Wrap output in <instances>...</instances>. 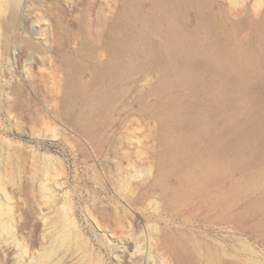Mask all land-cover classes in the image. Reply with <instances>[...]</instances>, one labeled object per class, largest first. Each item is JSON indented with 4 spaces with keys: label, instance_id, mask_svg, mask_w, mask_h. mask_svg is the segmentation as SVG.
<instances>
[{
    "label": "rangeland",
    "instance_id": "1",
    "mask_svg": "<svg viewBox=\"0 0 264 264\" xmlns=\"http://www.w3.org/2000/svg\"><path fill=\"white\" fill-rule=\"evenodd\" d=\"M263 82L264 0H0V264H264Z\"/></svg>",
    "mask_w": 264,
    "mask_h": 264
},
{
    "label": "bare ground",
    "instance_id": "2",
    "mask_svg": "<svg viewBox=\"0 0 264 264\" xmlns=\"http://www.w3.org/2000/svg\"><path fill=\"white\" fill-rule=\"evenodd\" d=\"M7 1H8L9 6H11V7H16L17 5L20 4V0H7ZM240 62H241V60H240ZM242 77H246V75H244V76L242 75ZM242 134H243V131H242V133L240 135H242ZM72 239H74V235H73V233L71 231L63 234L61 236V238H60L61 243L63 245L64 244L67 245V243H73ZM177 264H188V263L187 262H183V261H179Z\"/></svg>",
    "mask_w": 264,
    "mask_h": 264
}]
</instances>
